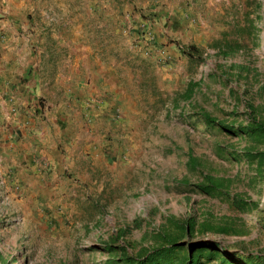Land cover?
Masks as SVG:
<instances>
[{
	"label": "rangeland",
	"instance_id": "374dc122",
	"mask_svg": "<svg viewBox=\"0 0 264 264\" xmlns=\"http://www.w3.org/2000/svg\"><path fill=\"white\" fill-rule=\"evenodd\" d=\"M27 6L34 92L0 153V264H132L171 244L264 264V144L236 135L264 120V0ZM207 177L224 186L202 192Z\"/></svg>",
	"mask_w": 264,
	"mask_h": 264
},
{
	"label": "crops",
	"instance_id": "0c3cea01",
	"mask_svg": "<svg viewBox=\"0 0 264 264\" xmlns=\"http://www.w3.org/2000/svg\"><path fill=\"white\" fill-rule=\"evenodd\" d=\"M30 1L0 0V153L6 155L21 127L15 115L34 92L35 55L23 34Z\"/></svg>",
	"mask_w": 264,
	"mask_h": 264
},
{
	"label": "trees",
	"instance_id": "16d2710c",
	"mask_svg": "<svg viewBox=\"0 0 264 264\" xmlns=\"http://www.w3.org/2000/svg\"><path fill=\"white\" fill-rule=\"evenodd\" d=\"M190 50L198 52L196 47H192ZM196 52L190 53V58L195 57ZM198 87L196 83H191L186 93L187 99H190L194 94V90ZM207 122L212 123L213 120L210 117H206ZM246 136L251 138L254 141L261 142L264 144V120L255 119L253 122L248 124L247 126L241 127L240 130L236 133V135ZM251 154L250 152H247ZM261 156L264 155L260 153ZM263 160V158H262ZM206 185H198V188L210 195L218 192L224 184L222 181L217 180L213 177H207ZM183 250L182 247H177L174 244H171L169 247H161L154 254L146 257L145 259H139L132 264H198V258H191L189 255H182L180 259H177L176 252ZM205 251L204 249H200L199 252ZM178 260V263H175ZM233 262V263H232ZM221 264H252V261L249 259H244V261L240 260L236 257H230L226 260H223Z\"/></svg>",
	"mask_w": 264,
	"mask_h": 264
}]
</instances>
